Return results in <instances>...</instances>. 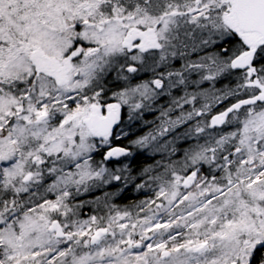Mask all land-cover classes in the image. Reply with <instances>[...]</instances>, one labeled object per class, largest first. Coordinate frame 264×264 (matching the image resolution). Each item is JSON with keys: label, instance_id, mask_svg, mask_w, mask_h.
Listing matches in <instances>:
<instances>
[{"label": "snow or ice", "instance_id": "obj_1", "mask_svg": "<svg viewBox=\"0 0 264 264\" xmlns=\"http://www.w3.org/2000/svg\"><path fill=\"white\" fill-rule=\"evenodd\" d=\"M0 264H264V0H0Z\"/></svg>", "mask_w": 264, "mask_h": 264}]
</instances>
